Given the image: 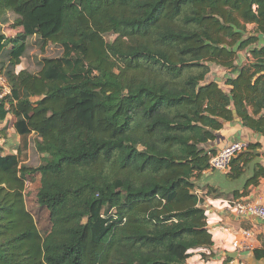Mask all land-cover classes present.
<instances>
[{
  "label": "trees",
  "instance_id": "16d2710c",
  "mask_svg": "<svg viewBox=\"0 0 264 264\" xmlns=\"http://www.w3.org/2000/svg\"><path fill=\"white\" fill-rule=\"evenodd\" d=\"M13 18L17 39L0 32L11 91L0 121L11 113L45 157L20 166L0 147V264H186L211 246L195 193L214 154L204 145L234 121L232 105L264 135V46L236 65L259 41L245 39L247 26L264 36V0H0V24ZM30 38L63 55L17 73ZM213 66L237 74L230 93L208 81ZM35 174L44 237L25 202Z\"/></svg>",
  "mask_w": 264,
  "mask_h": 264
},
{
  "label": "crops",
  "instance_id": "0c3cea01",
  "mask_svg": "<svg viewBox=\"0 0 264 264\" xmlns=\"http://www.w3.org/2000/svg\"><path fill=\"white\" fill-rule=\"evenodd\" d=\"M257 29L254 24L247 26L245 39L256 37L259 41L238 54L236 65L239 69L253 62V49L264 46V36ZM236 77L237 74L229 69L213 66L208 81L217 83L226 93H230L232 87L227 82ZM6 109L9 110V107ZM231 109L234 121L226 123L217 140L205 144L204 148L215 155L228 144L246 142L248 148L240 154L243 157V174L239 179H233L229 174L232 167L227 173L208 170L196 181L195 193L206 212V228L212 235L213 244L193 250L186 264H264V258L256 254L264 251V222L256 217L239 216L232 206L236 201L264 206V135L244 126L233 105ZM252 111L250 108L249 113L253 116ZM16 122L11 113L5 121H0V131L7 129L0 140L4 155L27 153L33 145L36 148L40 140L34 134L22 140L15 130ZM44 157L42 155V159ZM236 242L246 245L247 249L236 248Z\"/></svg>",
  "mask_w": 264,
  "mask_h": 264
},
{
  "label": "rangeland",
  "instance_id": "374dc122",
  "mask_svg": "<svg viewBox=\"0 0 264 264\" xmlns=\"http://www.w3.org/2000/svg\"><path fill=\"white\" fill-rule=\"evenodd\" d=\"M0 32L9 37V39H17L18 35L22 33V28H17L15 26V19L13 18L9 19L6 24H0ZM116 38L117 36L114 34L105 35V39L109 43L114 42ZM27 45L28 49L21 60V64L15 68L17 73L22 70H29L33 73H39L42 69L41 61L44 59L59 58L63 55L62 46L53 42L43 43L40 39L30 38L27 40ZM8 70L9 67L5 68V71ZM6 82L7 81H4L5 86L8 84V82ZM4 85L0 82V97L4 96L5 94ZM19 158L21 165H25L34 169L38 168L42 164V155L37 152L34 145L29 150V152L27 151V153H20ZM39 187L40 175L35 174L27 181L24 195L27 210L33 215L38 230L44 237L49 233L51 229V223L49 220V212L42 208L38 203L37 193Z\"/></svg>",
  "mask_w": 264,
  "mask_h": 264
},
{
  "label": "built area",
  "instance_id": "2783aa9c",
  "mask_svg": "<svg viewBox=\"0 0 264 264\" xmlns=\"http://www.w3.org/2000/svg\"><path fill=\"white\" fill-rule=\"evenodd\" d=\"M3 78H0L1 84L4 85ZM7 83V82H6ZM5 87V94H10V88L8 84ZM3 97V96H1ZM248 144L246 142L237 141L220 149L215 155H213L209 162V170L213 172H222L227 173L231 170L233 160L242 154L245 150H247ZM233 208L235 209L236 213L242 217H256L257 219L264 222V206L262 205H250L246 203H240L236 201L232 203ZM235 247L239 248L242 247L244 250L247 249L246 245H241L240 243L236 242Z\"/></svg>",
  "mask_w": 264,
  "mask_h": 264
}]
</instances>
